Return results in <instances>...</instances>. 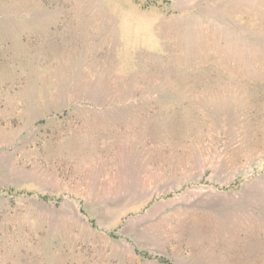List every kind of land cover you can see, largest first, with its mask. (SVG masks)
Listing matches in <instances>:
<instances>
[{"label":"rangeland","instance_id":"rangeland-1","mask_svg":"<svg viewBox=\"0 0 264 264\" xmlns=\"http://www.w3.org/2000/svg\"><path fill=\"white\" fill-rule=\"evenodd\" d=\"M0 264H264V0H0Z\"/></svg>","mask_w":264,"mask_h":264},{"label":"crops","instance_id":"crops-1","mask_svg":"<svg viewBox=\"0 0 264 264\" xmlns=\"http://www.w3.org/2000/svg\"><path fill=\"white\" fill-rule=\"evenodd\" d=\"M173 1V0H172Z\"/></svg>","mask_w":264,"mask_h":264}]
</instances>
